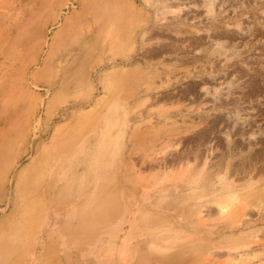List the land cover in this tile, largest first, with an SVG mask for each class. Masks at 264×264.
I'll return each instance as SVG.
<instances>
[{"label": "rangeland", "instance_id": "374dc122", "mask_svg": "<svg viewBox=\"0 0 264 264\" xmlns=\"http://www.w3.org/2000/svg\"><path fill=\"white\" fill-rule=\"evenodd\" d=\"M79 1L0 0L6 264H264V0H136L109 64ZM105 134L78 195L41 193Z\"/></svg>", "mask_w": 264, "mask_h": 264}, {"label": "bare ground", "instance_id": "6f19581e", "mask_svg": "<svg viewBox=\"0 0 264 264\" xmlns=\"http://www.w3.org/2000/svg\"><path fill=\"white\" fill-rule=\"evenodd\" d=\"M163 1V0H162ZM207 9L208 12H213L215 3V0H207ZM136 0H93V4L90 5L89 3L85 0L79 1L80 6L82 8V11H87L89 7V11L91 13L90 18H89V26L93 28V33H88V38L94 37V36H100L102 37L103 40V46L105 50H109V52H112V59L107 60L104 62L105 64L109 63H114L116 60V55L113 52L114 48L119 47L120 45L123 44L124 41H126V44L128 43L131 44L133 43V39H131L132 33L134 31V28L132 27V22L134 21V15L138 14L137 11V5L135 4ZM154 2L156 1H151V0H146L145 6L147 8H150L149 4L155 5V7L158 8V4H155ZM137 3V2H136ZM154 3V4H153ZM159 3V2H158ZM144 6V7H145ZM181 8V7H180ZM161 9V8H160ZM181 10V9H180ZM215 12V11H214ZM213 12V13H214ZM84 13V12H83ZM85 14V13H84ZM211 14V13H210ZM79 15V14H78ZM81 15V14H80ZM79 15V17H80ZM216 16V15H215ZM70 21L72 19L70 18ZM74 21V20H73ZM86 21V20H85ZM69 23V20L67 21ZM139 22V21H138ZM73 23V22H72ZM71 23V24H72ZM75 23V22H74ZM78 23V20H77ZM155 23V22H154ZM98 24H100V27L98 28ZM166 24V23H165ZM66 25V24H65ZM134 25V24H133ZM159 25V24H158ZM164 25V24H163ZM70 27V26H69ZM72 27V26H71ZM87 27V26H86ZM163 27V26H162ZM157 28V27H156ZM65 30V29H64ZM70 30V29H69ZM68 30V31H69ZM74 30V29H73ZM84 30V29H83ZM66 31V30H65ZM64 32V31H63ZM72 32V30H71ZM69 32V33H71ZM80 32V31H79ZM68 33V34H69ZM73 33V32H72ZM78 35V34H77ZM64 36V35H63ZM75 36V33H74ZM84 36V35H83ZM72 37V35H71ZM204 38V37H203ZM70 39V37H69ZM90 39H88L89 41ZM197 42H202V38L199 39ZM68 44V43H67ZM201 44V43H200ZM163 45V44H161ZM54 47V46H53ZM220 47V46H219ZM166 48V47H165ZM169 48V47H168ZM85 51V48L82 47L80 49V53H83ZM189 51V50H188ZM117 52V51H116ZM183 52V51H182ZM185 56V55H184ZM197 56V55H196ZM196 58V57H195ZM50 61V60H49ZM116 63V62H115ZM56 65V64H55ZM53 70V69H52ZM166 71V70H165ZM47 73V72H46ZM198 83V82H197ZM93 87V85H92ZM193 87V86H192ZM138 93V91H137ZM138 95V94H136ZM170 95V94H169ZM166 97V96H165ZM132 98V97H131ZM163 114V113H162ZM97 118V117H96ZM98 120V119H97ZM112 118L110 117L106 125H108L111 122ZM151 125V124H150ZM150 129V128H149ZM151 131H153L151 129ZM156 132V131H155ZM147 133V132H146ZM150 133V132H149ZM72 134V133H71ZM98 134V133H97ZM145 134V133H142ZM141 132L136 133L137 137L143 136ZM152 135V133H151ZM71 136V135H70ZM145 136V135H144ZM143 136V137H144ZM158 136V134L154 137ZM98 136L92 135L90 138H88L86 141L91 142V140L95 141ZM72 138V137H71ZM141 139V138H140ZM155 139V138H154ZM153 138H146V141H153ZM157 139V138H156ZM105 140V142H104ZM144 140V141H145ZM116 141L115 137L112 136H107L106 134L100 138L99 142H104V144L99 145L97 144V141L92 145L91 150L86 152L85 154L83 153V148L84 146H80L79 149L76 151V154H79L78 151H81V155L84 154V159L79 158L81 162H85V169H83L82 175L80 176V187L74 188V178L76 174L72 172V166L70 168L67 167L66 161L68 160L67 158H64L61 160V164L57 168V171H52L53 174H56L58 171L60 172L59 178H54V175H50L47 177L46 185L41 187V193L49 195L51 192V187L53 183H58L59 180H64L63 184L66 186L67 190H69L68 195L69 196H74L78 195L81 192V188L83 185L87 184L89 180H93L96 178V171L100 165L99 162H101L106 154H108L110 151V147H112V142ZM98 142V143H99ZM76 149V148H75ZM109 151V152H108ZM75 152V151H74ZM57 155V154H56ZM179 155V154H178ZM71 156V155H70ZM61 158V157H60ZM59 159V157H58ZM71 159V158H70ZM60 161V159H59ZM32 164H30L31 166ZM72 165V164H71ZM29 167V166H28ZM76 167V166H75ZM23 168V167H22ZM27 168V167H26ZM76 169V168H75ZM74 170V169H73ZM24 171V170H23ZM22 171V172H23ZM21 172V171H20ZM76 172V170H75ZM108 171L106 172V176L102 175L100 184L102 188H105L106 182L109 179V174H107ZM79 175V174H78ZM58 177V175H57ZM57 180V181H56ZM79 180V179H78ZM226 180V179H225ZM91 183V181H90ZM221 184H226L224 180L221 181ZM71 187V189H70ZM90 187V186H89ZM211 192V191H210ZM216 192V191H215ZM40 193V194H41ZM37 194V193H36ZM37 196V195H36ZM101 196V195H100ZM78 197V196H77ZM165 196L161 197L160 200H164ZM212 201V200H209ZM215 201V200H214ZM217 201V200H216ZM190 204V203H189ZM26 206V207H25ZM220 206V205H219ZM29 208L27 207V204H23L21 207L17 209H13L12 213L20 214L21 211L26 210L25 215L20 214L18 216V223L20 220L29 214ZM224 210V208H223ZM31 212V211H30ZM32 213V212H31ZM39 213V212H38ZM37 213V214H38ZM71 214V213H70ZM53 215V214H52ZM16 216V215H15ZM29 217V216H28ZM155 218V217H154ZM7 219V218H6ZM16 219V218H15ZM157 219V218H156ZM0 219V264H6L7 262V257H8V252L12 248V244H10V240L6 238L7 231H11L10 228H7L6 223L4 224L3 221ZM15 222V221H14ZM17 222V220H16ZM108 222V221H107ZM154 223V220L152 221ZM169 223V222H168ZM177 223V222H175ZM9 224V223H8ZM14 224H12L13 226ZM9 226V225H8ZM175 227V226H174ZM14 228V227H13ZM12 228V230H13ZM17 230V229H16ZM85 231V230H84ZM79 239V238H78ZM22 244V243H21ZM78 246V245H77Z\"/></svg>", "mask_w": 264, "mask_h": 264}]
</instances>
